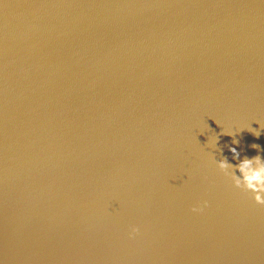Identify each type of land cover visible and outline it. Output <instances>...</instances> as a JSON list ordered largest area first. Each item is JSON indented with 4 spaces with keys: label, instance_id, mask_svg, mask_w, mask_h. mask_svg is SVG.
Masks as SVG:
<instances>
[{
    "label": "water",
    "instance_id": "95a60500",
    "mask_svg": "<svg viewBox=\"0 0 264 264\" xmlns=\"http://www.w3.org/2000/svg\"><path fill=\"white\" fill-rule=\"evenodd\" d=\"M229 146L264 158V0H0V264H264Z\"/></svg>",
    "mask_w": 264,
    "mask_h": 264
},
{
    "label": "clouds",
    "instance_id": "9594fccd",
    "mask_svg": "<svg viewBox=\"0 0 264 264\" xmlns=\"http://www.w3.org/2000/svg\"><path fill=\"white\" fill-rule=\"evenodd\" d=\"M257 137L259 134H255ZM239 141L233 139V144ZM251 147L259 148V145L252 144ZM233 158L239 160V163L233 165L223 157L216 161L219 170L226 176L235 189L250 194L251 199L258 205L264 206V158L256 155L252 158L245 157L242 160L240 153L235 147L229 146ZM207 206V201H202L193 207V211H202ZM139 232V229L133 226L129 232V236L133 237Z\"/></svg>",
    "mask_w": 264,
    "mask_h": 264
}]
</instances>
